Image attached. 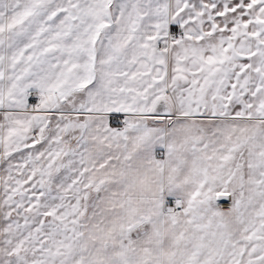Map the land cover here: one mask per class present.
Wrapping results in <instances>:
<instances>
[{
    "label": "snow or ice",
    "instance_id": "6c2138e0",
    "mask_svg": "<svg viewBox=\"0 0 264 264\" xmlns=\"http://www.w3.org/2000/svg\"><path fill=\"white\" fill-rule=\"evenodd\" d=\"M0 264H264V0H0Z\"/></svg>",
    "mask_w": 264,
    "mask_h": 264
}]
</instances>
